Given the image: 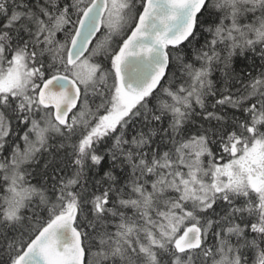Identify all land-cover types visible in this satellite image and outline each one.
<instances>
[{
    "label": "snow or ice",
    "instance_id": "6c2138e0",
    "mask_svg": "<svg viewBox=\"0 0 264 264\" xmlns=\"http://www.w3.org/2000/svg\"><path fill=\"white\" fill-rule=\"evenodd\" d=\"M0 264H264V0H0Z\"/></svg>",
    "mask_w": 264,
    "mask_h": 264
}]
</instances>
